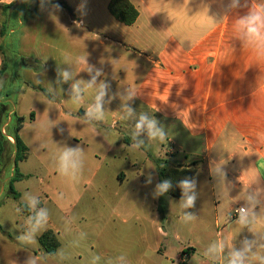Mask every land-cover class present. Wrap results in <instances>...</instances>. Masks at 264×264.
I'll return each mask as SVG.
<instances>
[{
	"label": "rangeland",
	"instance_id": "374dc122",
	"mask_svg": "<svg viewBox=\"0 0 264 264\" xmlns=\"http://www.w3.org/2000/svg\"><path fill=\"white\" fill-rule=\"evenodd\" d=\"M65 1L81 17L87 11L100 9L105 0ZM69 15L62 6L60 9L41 7V0H24L13 8L0 9V45L6 66L0 75V105L6 112L2 120V133L6 138L4 167L5 161L10 164L15 158L19 116L26 119L21 136L29 147L28 159L18 164L19 172L27 177L14 183L20 198L15 199L10 183L5 184L0 179V264H25L28 257H39V264H93L95 257H99L95 264H118L117 258L121 255L126 256L128 264H159L153 251L159 227L169 233L168 250L173 257L176 251L193 245L191 243L213 242L217 216L223 226L228 224L226 216L234 207L250 205L249 189L243 178L225 174V168L236 163L239 155L231 158V154H225L224 166L219 168L210 166L206 147L189 143L182 149L171 144L170 136L163 142H144L148 145L144 144L142 150L125 147L118 130L108 126L116 109H123L129 101L128 78L121 87L109 82L107 76L96 75L97 67L101 68V38H95L92 43L97 55L94 51L87 55V65L77 62V57L86 55L75 43L78 27L71 24ZM118 63L127 67L123 59ZM64 71L70 75L67 81L61 75ZM93 77L95 84L80 101L85 104L74 103L73 84L80 82L82 89ZM101 83L108 85L101 101L105 112L103 127L95 122L97 124L90 128L65 117L66 111L78 105L86 109L95 103ZM32 84L44 88L51 99L32 90ZM118 100L125 102L117 105ZM33 111L37 120L30 121ZM45 119L55 124L48 132L38 126ZM59 129L64 130L62 134ZM7 136L13 137L14 143ZM125 136L127 142V139L133 141L130 133ZM139 138L145 140V137ZM58 145H79L85 150V168L74 180L61 176L56 170L53 154ZM161 158L170 160L174 166L197 168L193 207L181 209L182 197L168 193L164 195L166 205L161 206V196H153L156 184L161 183L155 164ZM232 171L234 173V169ZM119 172H125L128 180L123 183L117 180ZM149 174L153 180L146 185ZM25 192L37 196L40 206L48 209L49 221L40 233L48 229L60 233L62 247L58 255L48 254L37 239L34 244H24L17 239L26 230L28 215L20 207L21 203L26 204ZM225 202L227 207H222ZM17 208L21 212L17 213ZM183 212L196 219L183 223ZM177 235L180 238L176 240Z\"/></svg>",
	"mask_w": 264,
	"mask_h": 264
},
{
	"label": "crops",
	"instance_id": "0c3cea01",
	"mask_svg": "<svg viewBox=\"0 0 264 264\" xmlns=\"http://www.w3.org/2000/svg\"><path fill=\"white\" fill-rule=\"evenodd\" d=\"M23 1L0 0V9L15 3L13 8ZM110 1L105 0L100 9L87 11L81 17L65 0L44 2L46 7L59 3L69 11L71 24L78 27L75 43L86 56L96 52L92 43L95 38H101V68L97 67L96 71L103 78L107 76L109 82L121 87L128 78L127 88L135 95L126 101L123 109H116L108 128L118 130L124 146L131 148L133 141L127 139V142L125 134H131L140 115L146 114L158 121L157 126L166 131V136L172 137L168 140L173 146L185 149L191 143L206 147L210 166H224L223 156L227 153L231 158L239 155L236 163L225 168V174L241 176L248 194L258 199L254 207L251 204L234 207L226 216L228 224L222 226L217 216L213 242L191 243L176 251L174 257L169 255V233L159 227L153 248L159 264H226L228 248L215 261L203 256L209 246L221 239H229L237 249L245 239L264 244V61H257L233 31L234 20L244 15L247 8L227 11L229 0H130L138 9L139 17L127 26L110 13ZM207 7L210 15L220 19L212 29L200 27ZM119 59L126 61L127 67L120 65ZM3 63L0 47V70ZM88 90L91 88L87 86L81 89L83 98ZM124 102L118 100L116 104ZM128 108L133 110L132 115H128ZM86 109L78 105L64 115L84 124ZM34 114L32 121L37 120ZM98 123L103 127V121ZM139 137H145L144 142L150 143L146 131ZM5 150L6 144L0 159V179L6 184L14 177L15 158L10 164L5 161L4 167ZM135 166L133 163L132 167ZM116 177L122 183L129 178L125 172L116 173ZM210 177L212 181V174ZM240 207L250 208L252 212V222L246 226L238 222ZM51 230L59 239L60 233ZM42 233L36 236L38 241ZM179 238L177 235L176 240ZM61 247L60 242L53 256L58 255Z\"/></svg>",
	"mask_w": 264,
	"mask_h": 264
},
{
	"label": "clouds",
	"instance_id": "9594fccd",
	"mask_svg": "<svg viewBox=\"0 0 264 264\" xmlns=\"http://www.w3.org/2000/svg\"><path fill=\"white\" fill-rule=\"evenodd\" d=\"M44 6V0H41V7ZM53 8L60 9L59 3L53 5ZM247 8V12L244 15L238 16L234 20L233 31L236 35V39L240 43L251 49L257 61H264V2H258V0H229L226 5L227 11L235 9ZM210 9L207 7L205 17L200 23V27L212 29L214 28L220 19L214 15L209 14ZM77 62L81 65H87V56H79L76 58ZM87 70L91 72V67ZM64 81L70 78L67 71L61 73ZM96 75H101L100 71L96 72ZM95 84V77L87 85L88 88H92ZM108 85L101 83L99 86V93L95 97V103L87 107L83 122L89 126L94 122H102L105 120V112L102 107V99L105 95V89ZM72 100L74 103L79 104L81 96L80 82L73 84L72 86ZM135 95L133 90H129L128 99H131ZM132 109L128 108V115H132ZM158 121L153 117L149 118L146 114H141L138 122L135 124V130L131 133L133 143L130 146L133 149H140L144 145V141L139 139L140 133L147 132L150 141L159 140L165 141L166 134L162 127H157ZM39 128L41 131L48 132L52 127H55L51 121L45 119L39 122ZM60 133H63V129H59ZM95 131V129H93ZM53 160L56 165L57 172L69 179H76L85 168V150L79 145L75 147H69L67 145H58L57 150L53 154ZM219 171V168H217ZM153 177L149 174L146 177V185L152 183ZM179 187L182 189V200L180 204L181 209L191 208L195 204L196 195L194 193L195 181L184 178L180 181ZM172 188V181L169 179L163 180L161 183L156 184L154 197L164 196ZM189 193H192L189 195ZM23 200L26 202L30 215L25 220L26 230L22 232L17 239L24 244H34L36 242V236L47 225L49 221V211L46 208L39 207L40 201L37 196L25 192ZM248 202L254 207L256 204V197L254 195L247 196ZM222 207H227V202ZM17 213L21 212L20 208L16 209ZM252 212L250 208L241 207L239 209L238 222L241 226H246L250 222ZM196 217L189 213H182L181 221L185 224L194 221ZM254 219V217L252 218ZM228 248V255L226 258V264H264V244H259L256 240L245 239L241 248L237 249L230 243L229 239H221L217 243L209 246L207 250L203 252V256L209 261H215L217 257H220L225 249ZM99 257H95L93 264ZM39 257H28L25 264H39ZM118 264H128L127 258L121 255L117 258Z\"/></svg>",
	"mask_w": 264,
	"mask_h": 264
},
{
	"label": "trees",
	"instance_id": "16d2710c",
	"mask_svg": "<svg viewBox=\"0 0 264 264\" xmlns=\"http://www.w3.org/2000/svg\"><path fill=\"white\" fill-rule=\"evenodd\" d=\"M14 4L8 5V6L4 5V6H1V8L4 10H7L9 8H12ZM108 9L110 13L118 21H120L121 23L127 26L133 25L139 17L138 9L131 3L130 0H111L109 3ZM3 32H4V29H3ZM5 68L6 66L3 65L2 69L0 70V75L3 74V72L5 71ZM30 88L33 89L34 91L42 93L48 99H51V95L48 94V92L41 86L31 85ZM5 115H6V112L2 108V105H0V158L4 152L5 142H6V138L2 133V120ZM34 118H35V114L34 112H31L29 116L30 121L34 120ZM25 121L26 119L23 116L22 117L19 116L17 118V126H16V132H15V140H16V145H15L16 153H15V160H14L15 169H14V177L12 178L10 182V191L15 199L20 198V194L15 191L14 183L24 178V176L19 172L18 164L28 159V156H29L28 154L29 148L27 147V145L24 143V141L22 140L20 136V131L24 127ZM155 164H156V170H157V173H158V176L161 182L165 179H169L172 181V188L169 190L168 194L173 197H177V198L182 197V189L179 187L180 181L183 180L184 178H188L189 180L193 181L194 177L197 174V168L195 166H184V167L174 166L171 164V161L166 158L158 159ZM160 204L161 206L166 205L164 201V196H161ZM20 207L25 214H27L28 216L30 215V212L26 204L21 203ZM39 207H41L40 204H39ZM39 242L41 246L46 250V252L50 255L56 254V252L58 251L60 247L58 236L51 229L46 230L45 232L42 233V235L39 237Z\"/></svg>",
	"mask_w": 264,
	"mask_h": 264
},
{
	"label": "built area",
	"instance_id": "2783aa9c",
	"mask_svg": "<svg viewBox=\"0 0 264 264\" xmlns=\"http://www.w3.org/2000/svg\"><path fill=\"white\" fill-rule=\"evenodd\" d=\"M7 138H8V140L11 142V143H14V139H13V137H11V136H7ZM241 208V207H240ZM239 208V209H240ZM239 209L237 210V213L239 214Z\"/></svg>",
	"mask_w": 264,
	"mask_h": 264
}]
</instances>
